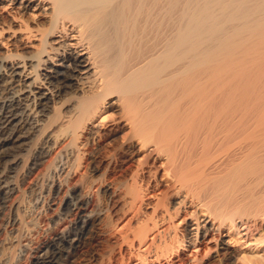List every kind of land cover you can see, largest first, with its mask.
Wrapping results in <instances>:
<instances>
[{
	"label": "bare ground",
	"instance_id": "bare-ground-1",
	"mask_svg": "<svg viewBox=\"0 0 264 264\" xmlns=\"http://www.w3.org/2000/svg\"><path fill=\"white\" fill-rule=\"evenodd\" d=\"M0 56V149L25 104L54 138L38 161L70 155L35 264H230L264 243V0H0Z\"/></svg>",
	"mask_w": 264,
	"mask_h": 264
},
{
	"label": "rangeland",
	"instance_id": "rangeland-1",
	"mask_svg": "<svg viewBox=\"0 0 264 264\" xmlns=\"http://www.w3.org/2000/svg\"><path fill=\"white\" fill-rule=\"evenodd\" d=\"M2 61L0 56V64ZM3 74L4 68L1 65L0 85L5 78ZM21 108L19 111H22L17 113L30 115L31 125L17 120L10 123L13 118L6 122L5 127L9 132L16 130L14 139L17 140L13 139L14 142L7 144L5 150L0 149V264H35L38 248L52 244L61 231L60 207L69 189L68 184L71 183L66 174L60 171L63 166H69L70 158L69 150L63 145L57 144L60 148L55 146L57 149L53 148L50 154L38 161L40 154L47 151V147L54 142L50 133H45L44 111L42 113L41 109L32 105L27 107L25 104ZM2 150L7 154H3ZM60 188L61 193L57 194ZM85 188L80 187L81 194L88 192V188ZM96 198L98 201L90 211L106 212L103 194L98 193ZM261 243L252 249L240 244L237 247L234 245L230 249V264H252L250 260L264 259V243Z\"/></svg>",
	"mask_w": 264,
	"mask_h": 264
}]
</instances>
